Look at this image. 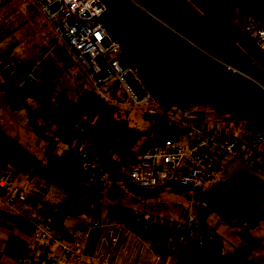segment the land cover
Masks as SVG:
<instances>
[{
	"label": "trees",
	"instance_id": "1",
	"mask_svg": "<svg viewBox=\"0 0 264 264\" xmlns=\"http://www.w3.org/2000/svg\"><path fill=\"white\" fill-rule=\"evenodd\" d=\"M135 1L144 10L130 0H104L107 10L100 20L119 44L120 55L133 69L153 103L165 113L175 104H204L218 115H237L246 122L247 130L264 132V49L229 20L230 14L238 11L264 27V0ZM0 75L4 79L5 102L12 109L26 108L29 124L36 134L68 146L75 139L86 141L95 168L108 172L114 184L134 196L150 198L161 191L162 187L140 189L117 173L119 164L138 159L134 147L144 132L129 125L126 118L118 116L111 108L104 107L103 99L91 90L85 79L76 83L77 98L72 99L58 91L56 82L51 80L44 79L29 89H17L3 73ZM31 100L36 104L34 107L28 104ZM143 116L150 121L157 120L145 111ZM40 117L45 123L37 122ZM44 158L43 163L39 162L33 152L0 125V173L13 166L15 183L23 184L39 197L48 185L58 186L62 197L45 198L39 204L45 211V220L58 230L65 227L68 218L82 216L98 197H91L87 173L79 162L50 149L45 150ZM198 191L226 221L242 224L264 220V206L259 210L247 207L237 213V207L224 205L201 187ZM262 191L264 189L257 194ZM107 192L110 204L128 199L134 202L131 196L113 185ZM170 207L177 208L176 205ZM181 215L184 217L183 213ZM133 229L140 232L158 254L173 256L175 264H217L206 254L167 251L140 227Z\"/></svg>",
	"mask_w": 264,
	"mask_h": 264
},
{
	"label": "built area",
	"instance_id": "2",
	"mask_svg": "<svg viewBox=\"0 0 264 264\" xmlns=\"http://www.w3.org/2000/svg\"><path fill=\"white\" fill-rule=\"evenodd\" d=\"M32 2L54 33L56 42L70 53L92 91L108 105L141 108L149 116L157 117L153 136L159 143L139 154L137 160L124 162L120 172L140 189L162 187L148 200L174 203L184 218L181 223L171 225L165 220L131 212L123 204L106 202L112 176L95 168L89 143L75 139L62 151V156L82 165L88 176L91 197H98L86 210V225L74 230L66 227L54 230L45 220V211L39 207L45 194L31 211H19L16 204L25 201V192L15 183L16 171L10 165L0 173V220L15 224L26 217L32 224L30 240L17 263L138 264L151 253L147 242L133 229L140 227L167 251L206 254L218 260V264H264V220L242 224L226 221L198 191L205 180L223 176L226 166L238 159L248 158L257 164L254 158H259L258 167L264 175V132L255 129L237 135L223 130L210 131L201 125L203 117L197 114L193 104L173 105L172 109L180 110L179 117L156 106L120 55L119 44L101 23L107 10L104 0ZM240 16L248 25L247 32L242 33L264 49V27L250 16ZM7 26L1 21L0 32ZM22 54L20 45L9 52L0 51V72L13 87L29 89L44 79L38 72L37 61L21 64ZM169 190L182 201L172 202ZM197 207L212 210L220 220L217 229L209 228L193 216V209ZM224 234L228 235L226 245L220 242ZM3 246L0 240V249ZM244 249L248 250L246 255Z\"/></svg>",
	"mask_w": 264,
	"mask_h": 264
},
{
	"label": "rangeland",
	"instance_id": "3",
	"mask_svg": "<svg viewBox=\"0 0 264 264\" xmlns=\"http://www.w3.org/2000/svg\"><path fill=\"white\" fill-rule=\"evenodd\" d=\"M229 20L231 24L241 33L247 32V21H244L243 17L240 16L238 11H233L229 16ZM1 21H5L8 25L5 31L10 30L12 33H14V44H20L24 48L27 47V49L25 48L26 52H28V49L31 51L35 50V52L33 51V54L36 55L38 59H32L29 56L28 58L39 61V74L44 79L56 82L58 91H63L70 98L76 99V83L82 81L84 77L80 71H78V67L70 53L64 48V46L56 42L54 33L45 23L43 15L38 10L37 6L32 2V0H0V22ZM3 82L4 79L0 75V125L3 130L20 144L25 146L28 150L33 152L37 156L38 161L41 163H43L45 160V150L50 149L51 151L62 153L64 148L61 151L58 149L59 147L57 148V145L60 146L62 142L59 140L54 142L51 140V138L39 136L32 130V127L29 124V116L26 108L12 109L5 102V96L3 94ZM28 104L32 107L36 105L32 100L29 101ZM103 105L104 107L111 108L112 111L118 116L126 118L129 125L141 128L143 130L144 134L142 138L136 143L134 147V152L136 154H142L149 143V139L153 137V134L156 130L155 122L145 119L143 116L144 110L141 108H126L119 104L108 105L104 99ZM97 111L99 112L98 109H96V112ZM210 111L213 112L212 110ZM173 112H175V109H172L170 114H174ZM178 115L179 114L175 116ZM240 121L244 120L241 119ZM37 122L39 124L45 123V119L40 117ZM47 135V137H50L49 134ZM61 146L65 148L68 147V145L64 143H62ZM254 159L257 164H254V162L248 158L233 161L230 165H228V168L225 172L226 176L223 178V180L217 178L218 176L207 179L202 183V190L207 191L208 193L210 192L219 201L228 204L230 208L237 207V213L241 212L247 207H253L256 210H259L261 206H264V191L257 194L258 191L264 188V175L261 173V170L258 167V164H260L259 158ZM123 163L116 167V171L120 176L127 179L126 176L120 172V166ZM230 176L235 178L233 186L232 184H227L231 178ZM111 185L117 187L118 191L126 193V195L131 196V198L134 199V202L130 201L129 199L126 201H119V204L125 205L128 209H130L131 212L142 214L146 217L148 216L151 218H156L158 220H165L171 225L172 222L177 224L181 223V219L184 218L182 217L178 208L171 209L170 205L167 206L157 202H152L148 200L149 197L145 198L134 196L132 193L125 190V188H122V186L114 184L113 179L109 187H111ZM46 192V198H52V196H63L60 188L58 186H53L52 184L47 186ZM168 192L172 201H182V199H179L174 194V191L169 190ZM25 193L28 199L24 202L16 204L22 209L26 206L32 207L34 199L37 198L35 194L29 193V190L27 189H25ZM107 193L105 195V201L109 202L111 200ZM254 195L256 196L253 198ZM210 205L213 209H215L212 204ZM86 210L87 208L84 210V214L82 216L71 217L67 219L65 224L67 230H74L75 228L88 223V217L85 214ZM192 214L200 222L211 229H217L220 225V220L217 219L209 207L194 208ZM138 234L140 235V232H138ZM227 236L228 235L224 234L220 237L221 244H227ZM144 241H146L149 245L151 253L146 259H144V261L140 260L138 264L176 263V259L173 256L168 254L161 256L155 251L146 238H144ZM234 251L237 252L236 250ZM244 251H246V253L248 252L247 249H244ZM246 253L244 255H246ZM216 261L218 264L219 261Z\"/></svg>",
	"mask_w": 264,
	"mask_h": 264
},
{
	"label": "crops",
	"instance_id": "4",
	"mask_svg": "<svg viewBox=\"0 0 264 264\" xmlns=\"http://www.w3.org/2000/svg\"><path fill=\"white\" fill-rule=\"evenodd\" d=\"M13 34L14 33H12L10 30L0 32V51L1 52H9L11 49H13L16 46L20 45V44H18V45L14 44ZM20 46L23 47L22 45H20ZM25 48L27 49V47H25ZM25 48L23 47V54L20 55V62L23 65L29 64L32 61V59H38L37 56L33 54V51L35 52V50L31 51L30 49H28V52H26ZM28 56L31 57L32 59H29ZM37 63H39V61H37ZM196 109H197V114L200 113V115L203 117V119H202L203 121H202L201 125L204 126L205 129H207V130L208 129L210 131L223 130V131L235 133L237 135L243 134L247 130L246 122L245 121H240L241 120V119H239L240 117H238L235 114L218 115L216 113L211 112L210 110H212V109L209 106L204 105V104L196 105ZM171 110H172V108H171ZM173 113L175 115L179 114L178 116H175L174 114L171 113V115H173L174 117H179L180 116V110H176L175 109V112H173ZM158 143H159V139L157 137L153 136L151 139H149V143L147 144V146L144 149V151L147 148H149L150 146L156 145ZM61 145H62V143L60 144V146L57 145V148L59 147L58 149L60 151L63 148L65 149V147H62ZM232 162H230L228 165H230ZM228 165L226 166V169L228 168ZM226 169H225V172H226ZM225 176L226 175L224 173L223 176H218L217 178H219L220 180H223V178ZM232 178L233 177H231L229 179L227 184L229 183V185L232 184V186H233L235 178H233V179ZM19 185L23 188L24 192H25V189H27V190H29V193L35 194L33 191H31V189L24 188L23 184L19 183ZM26 186L27 187L29 186L27 184V182H26ZM44 194H45V196H47L46 195L47 194L46 191H45ZM212 196L215 199H217L214 195H212ZM36 197L37 198L34 199V202L33 203L31 202L32 203V207L41 198L38 195H36ZM27 199H28V197H27V195L25 193V201ZM176 201H178V200H173L172 202H176ZM221 203H223L224 205L228 206V204H226L225 202H221ZM163 205L174 206L173 203L163 204ZM32 207L26 206V207H24L22 209V208H20V206H17V209L19 211H22L23 213H25L26 210H27V212L31 211ZM31 232H32V224L29 221V219L26 218V217L25 218H21L15 224H8V223H5V222L0 220V240H2L5 243L3 249L2 248L0 249V264H18L17 263V259L21 256V254H22V252L24 250V247L29 242L30 237H31ZM245 253H246V251H243V254H245Z\"/></svg>",
	"mask_w": 264,
	"mask_h": 264
},
{
	"label": "water",
	"instance_id": "5",
	"mask_svg": "<svg viewBox=\"0 0 264 264\" xmlns=\"http://www.w3.org/2000/svg\"><path fill=\"white\" fill-rule=\"evenodd\" d=\"M132 3H134L135 5H137L138 7H140L141 9H143L135 0H130ZM144 10V9H143Z\"/></svg>",
	"mask_w": 264,
	"mask_h": 264
}]
</instances>
